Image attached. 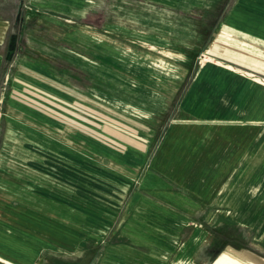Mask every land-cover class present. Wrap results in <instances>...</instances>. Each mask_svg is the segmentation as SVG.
Returning <instances> with one entry per match:
<instances>
[{"label":"rangeland","instance_id":"1","mask_svg":"<svg viewBox=\"0 0 264 264\" xmlns=\"http://www.w3.org/2000/svg\"><path fill=\"white\" fill-rule=\"evenodd\" d=\"M253 16H264V1L0 0V23L14 19L12 31L18 23L22 33L0 64V149L34 145L6 141L5 122L17 123L14 134L19 123L35 131L37 113L84 142L91 125L97 145L107 117L129 116L142 123L146 146L111 231L45 252L36 264H213L225 254L264 264V125L194 134L180 124L175 152L153 165L179 118L180 91L201 66L243 46L233 32Z\"/></svg>","mask_w":264,"mask_h":264},{"label":"crops","instance_id":"2","mask_svg":"<svg viewBox=\"0 0 264 264\" xmlns=\"http://www.w3.org/2000/svg\"><path fill=\"white\" fill-rule=\"evenodd\" d=\"M13 20L0 23V43L5 35L0 64L6 61ZM20 29L17 34L21 36ZM233 33L243 43V51L238 48L239 53L227 54L228 60L201 66L189 78L178 96L179 118L163 135L153 165L161 166L160 161L175 152L173 139L180 124L194 134L206 127L219 130L264 125V61L254 62L252 54L264 52V16L245 19ZM118 117L119 122L107 117L98 132L100 145L92 140L91 125L84 126L90 131L88 142H84L53 116L44 118L37 113L35 131L27 132L29 127L19 123L20 133L15 134L10 130L17 131V123L6 120V141L19 137L20 141L36 143L0 149V264H36L45 252L75 247L82 237L100 238L111 231L146 152L141 144L142 123L129 116ZM77 198L83 209L77 210ZM94 205L98 212L92 216ZM155 250L162 252L158 246Z\"/></svg>","mask_w":264,"mask_h":264},{"label":"trees","instance_id":"3","mask_svg":"<svg viewBox=\"0 0 264 264\" xmlns=\"http://www.w3.org/2000/svg\"><path fill=\"white\" fill-rule=\"evenodd\" d=\"M15 27H18V23L15 24ZM18 39H19V35L17 34V30H16L15 32H12L9 41L7 43L6 59H8L11 55L15 53L18 46Z\"/></svg>","mask_w":264,"mask_h":264},{"label":"bare ground","instance_id":"4","mask_svg":"<svg viewBox=\"0 0 264 264\" xmlns=\"http://www.w3.org/2000/svg\"><path fill=\"white\" fill-rule=\"evenodd\" d=\"M213 264H244V263L242 261L236 259L235 257H232V256L225 254V255L219 257Z\"/></svg>","mask_w":264,"mask_h":264}]
</instances>
